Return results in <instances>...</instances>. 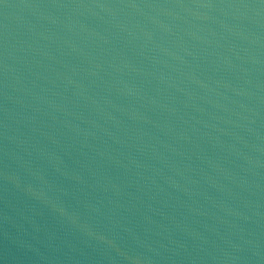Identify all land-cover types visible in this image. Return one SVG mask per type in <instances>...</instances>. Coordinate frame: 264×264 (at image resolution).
<instances>
[{"label": "water", "instance_id": "95a60500", "mask_svg": "<svg viewBox=\"0 0 264 264\" xmlns=\"http://www.w3.org/2000/svg\"><path fill=\"white\" fill-rule=\"evenodd\" d=\"M0 264H264V0H0Z\"/></svg>", "mask_w": 264, "mask_h": 264}]
</instances>
